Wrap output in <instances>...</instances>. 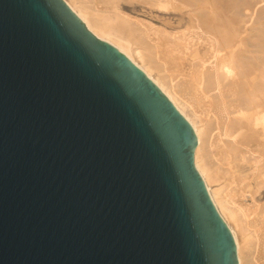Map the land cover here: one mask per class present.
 <instances>
[{
	"label": "water",
	"instance_id": "1",
	"mask_svg": "<svg viewBox=\"0 0 264 264\" xmlns=\"http://www.w3.org/2000/svg\"><path fill=\"white\" fill-rule=\"evenodd\" d=\"M197 146L64 0H0V264H239Z\"/></svg>",
	"mask_w": 264,
	"mask_h": 264
},
{
	"label": "bare ground",
	"instance_id": "2",
	"mask_svg": "<svg viewBox=\"0 0 264 264\" xmlns=\"http://www.w3.org/2000/svg\"><path fill=\"white\" fill-rule=\"evenodd\" d=\"M64 1L191 124L239 264H264V0Z\"/></svg>",
	"mask_w": 264,
	"mask_h": 264
},
{
	"label": "rangeland",
	"instance_id": "3",
	"mask_svg": "<svg viewBox=\"0 0 264 264\" xmlns=\"http://www.w3.org/2000/svg\"><path fill=\"white\" fill-rule=\"evenodd\" d=\"M128 9H129V7H127ZM126 8V11L128 12V13H130V14H132V15H134L133 13H132V10H128ZM261 8V7H260ZM259 8V9H260ZM138 9V11H139V13L141 14V11H142V7H140V8H137ZM158 12H160V11H158ZM162 14V13H161ZM161 14H159V15H161ZM135 17H139V19H141V20H145V21H147V22H151V20L150 19H148L147 17H144V16H136V15H134ZM165 16H168L167 14H165ZM170 17H173V16H170ZM156 25H158V24H156ZM159 26V25H158Z\"/></svg>",
	"mask_w": 264,
	"mask_h": 264
}]
</instances>
